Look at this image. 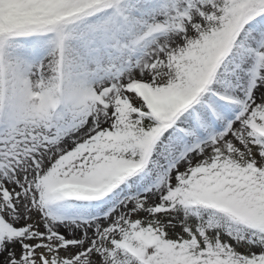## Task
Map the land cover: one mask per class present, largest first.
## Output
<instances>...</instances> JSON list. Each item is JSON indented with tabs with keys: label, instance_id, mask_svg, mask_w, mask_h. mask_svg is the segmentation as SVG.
<instances>
[{
	"label": "snow or ice",
	"instance_id": "obj_1",
	"mask_svg": "<svg viewBox=\"0 0 264 264\" xmlns=\"http://www.w3.org/2000/svg\"><path fill=\"white\" fill-rule=\"evenodd\" d=\"M0 264H264V0H0Z\"/></svg>",
	"mask_w": 264,
	"mask_h": 264
}]
</instances>
